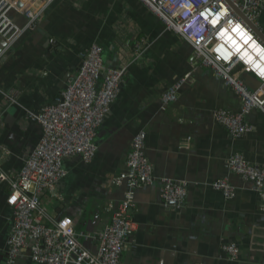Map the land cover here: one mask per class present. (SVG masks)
<instances>
[{"label": "crops", "instance_id": "obj_1", "mask_svg": "<svg viewBox=\"0 0 264 264\" xmlns=\"http://www.w3.org/2000/svg\"><path fill=\"white\" fill-rule=\"evenodd\" d=\"M11 18L24 28L22 12ZM256 23L264 31V0ZM8 36L0 34V170L10 176L42 137L29 114L54 102L76 74L80 52L97 44L106 68L125 69L94 136L93 158H64L65 176L42 196L48 214L68 215L76 230L94 236L123 200L127 188L115 178L126 168L132 138L144 131L156 180L135 190L129 210L135 227L121 264H264V196L227 169L232 153L264 168V114L250 110L253 129L241 136L219 124L214 112H240V97L196 62L184 38L166 30L139 0H53L33 29ZM241 77L251 88L261 84L251 73ZM179 81L176 100L163 104L162 94ZM10 89L14 103L4 98ZM162 177L187 183L180 208L160 198ZM224 177L234 188L231 198L211 186ZM6 193L0 182V263L10 227ZM84 244L97 248L94 238ZM227 244L239 248L234 259L223 250ZM16 264L38 263L25 248Z\"/></svg>", "mask_w": 264, "mask_h": 264}, {"label": "built area", "instance_id": "obj_2", "mask_svg": "<svg viewBox=\"0 0 264 264\" xmlns=\"http://www.w3.org/2000/svg\"><path fill=\"white\" fill-rule=\"evenodd\" d=\"M52 1L0 0V34L14 37L24 29H33ZM139 1L166 30L180 35L192 46L198 64L208 68L240 97V112L218 109L214 112L215 120L233 136L250 133L253 127L246 115L252 109L264 114V44L247 23L226 0ZM230 1L246 19L256 23L263 0ZM18 12L26 18L24 28L11 18ZM237 45L241 46L239 50L235 49ZM79 56L76 74L54 102L29 114L41 126L42 137L24 158L21 169L11 176L0 170V182L6 184L5 202L10 210L3 264H16L25 248L31 261L38 264H121L125 243L135 227L129 214L135 190L156 180L145 153L146 134L139 131L132 138L125 170L115 178L118 184H125L126 193L112 211L110 221L94 236L76 230L70 216H52L42 206V196L65 176L64 158L78 156L85 162L93 158L97 148L94 136L117 96L125 70L106 68L102 48L97 44ZM243 73H251L261 84L251 88L241 77ZM180 84L179 81L166 89L161 97L163 104L176 100ZM15 94L10 89L4 92V98L14 103ZM186 143L182 145L187 146ZM227 169L252 182L255 190L264 196V168L249 163L240 153H232L227 159ZM158 182L163 202L180 208L187 194V183L167 177L158 178ZM211 186L226 198L234 195L227 177L215 180ZM89 238L96 240L94 252L84 244ZM223 250L231 259L239 253L235 244L224 245Z\"/></svg>", "mask_w": 264, "mask_h": 264}, {"label": "water", "instance_id": "obj_3", "mask_svg": "<svg viewBox=\"0 0 264 264\" xmlns=\"http://www.w3.org/2000/svg\"><path fill=\"white\" fill-rule=\"evenodd\" d=\"M226 1L231 6V8L235 11V13L238 14L247 23V25L251 28V30L258 37V39L264 44V31L262 30V28H260L256 23H253L249 21L248 19H246L244 14L230 0H226ZM103 75L104 74H101V76ZM3 263L4 261L0 264H3Z\"/></svg>", "mask_w": 264, "mask_h": 264}, {"label": "bare ground", "instance_id": "obj_4", "mask_svg": "<svg viewBox=\"0 0 264 264\" xmlns=\"http://www.w3.org/2000/svg\"><path fill=\"white\" fill-rule=\"evenodd\" d=\"M240 47H241L240 45H237V46L235 47V49H236V50H239Z\"/></svg>", "mask_w": 264, "mask_h": 264}]
</instances>
